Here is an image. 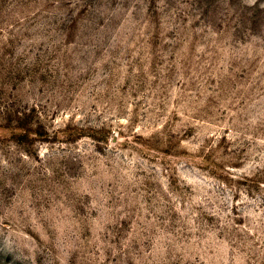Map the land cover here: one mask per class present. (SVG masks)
Masks as SVG:
<instances>
[{
	"label": "rangeland",
	"instance_id": "374dc122",
	"mask_svg": "<svg viewBox=\"0 0 264 264\" xmlns=\"http://www.w3.org/2000/svg\"><path fill=\"white\" fill-rule=\"evenodd\" d=\"M0 264H264V0H0Z\"/></svg>",
	"mask_w": 264,
	"mask_h": 264
}]
</instances>
